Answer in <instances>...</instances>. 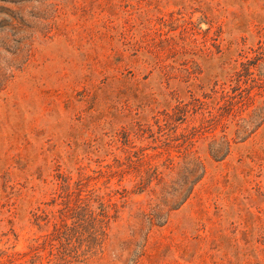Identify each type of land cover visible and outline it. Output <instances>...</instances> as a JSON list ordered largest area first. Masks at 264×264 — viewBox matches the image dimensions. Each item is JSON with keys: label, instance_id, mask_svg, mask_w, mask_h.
I'll use <instances>...</instances> for the list:
<instances>
[{"label": "rangeland", "instance_id": "1", "mask_svg": "<svg viewBox=\"0 0 264 264\" xmlns=\"http://www.w3.org/2000/svg\"><path fill=\"white\" fill-rule=\"evenodd\" d=\"M0 264H264V0H0Z\"/></svg>", "mask_w": 264, "mask_h": 264}]
</instances>
